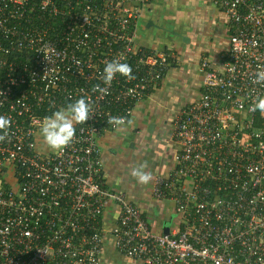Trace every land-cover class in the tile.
Returning a JSON list of instances; mask_svg holds the SVG:
<instances>
[{
	"label": "built area",
	"instance_id": "1",
	"mask_svg": "<svg viewBox=\"0 0 264 264\" xmlns=\"http://www.w3.org/2000/svg\"><path fill=\"white\" fill-rule=\"evenodd\" d=\"M152 0H0V264H100L105 236L142 264H264V115L250 110L264 83V0H211L229 24L221 69L200 63L201 94L173 122L176 151L152 198L173 202L178 228L156 233L142 210L105 186L97 139L129 121L174 61L137 45ZM132 67L102 96L106 61ZM90 118L51 150L45 116L79 98ZM126 122L125 125H127ZM124 125V126H125ZM109 205L113 222L105 225Z\"/></svg>",
	"mask_w": 264,
	"mask_h": 264
},
{
	"label": "crops",
	"instance_id": "2",
	"mask_svg": "<svg viewBox=\"0 0 264 264\" xmlns=\"http://www.w3.org/2000/svg\"><path fill=\"white\" fill-rule=\"evenodd\" d=\"M229 24L211 0H152L138 19L137 45L168 51L173 63L156 90L135 107L128 124L106 132L97 139L105 186L124 194L140 208L156 233L178 228L173 202L152 198L153 180L168 176L173 166L176 143L172 125L179 112L201 94L200 63L206 59L213 69H221L220 55L228 47ZM147 163L152 174L148 184L130 175L132 167ZM174 217V218H173ZM114 218L112 205L105 212V225ZM100 264H142L127 259L105 236Z\"/></svg>",
	"mask_w": 264,
	"mask_h": 264
},
{
	"label": "clouds",
	"instance_id": "3",
	"mask_svg": "<svg viewBox=\"0 0 264 264\" xmlns=\"http://www.w3.org/2000/svg\"><path fill=\"white\" fill-rule=\"evenodd\" d=\"M120 74L128 80L135 79L132 74V67L128 63H122L119 59L106 61L101 75V80L105 87L97 84L93 87L94 92L100 93L102 96L109 94V87L116 75ZM253 83H264V66L259 67L254 74ZM250 110L260 111L264 115V96H257ZM92 111L91 104L86 98H79L72 103H68L66 107L53 111L50 116H45L39 125L40 135L43 142L53 151H62L68 147L74 140L76 134V124H83L90 118ZM126 118L123 116H110L107 123L115 127H122L126 124ZM12 121L5 115H0V141H3L8 129L11 127ZM147 163H141L132 167L130 175L140 184H148L152 179V174L146 171Z\"/></svg>",
	"mask_w": 264,
	"mask_h": 264
},
{
	"label": "rangeland",
	"instance_id": "4",
	"mask_svg": "<svg viewBox=\"0 0 264 264\" xmlns=\"http://www.w3.org/2000/svg\"><path fill=\"white\" fill-rule=\"evenodd\" d=\"M174 218V217H173Z\"/></svg>",
	"mask_w": 264,
	"mask_h": 264
}]
</instances>
